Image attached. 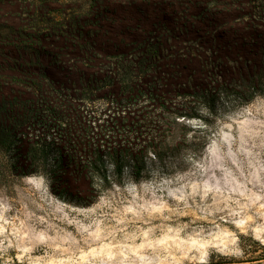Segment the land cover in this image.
<instances>
[{
    "label": "rangeland",
    "instance_id": "rangeland-1",
    "mask_svg": "<svg viewBox=\"0 0 264 264\" xmlns=\"http://www.w3.org/2000/svg\"><path fill=\"white\" fill-rule=\"evenodd\" d=\"M262 22L264 0H0V264H264ZM148 43L188 88L185 142L52 181L48 99L91 120L115 94L84 79Z\"/></svg>",
    "mask_w": 264,
    "mask_h": 264
},
{
    "label": "trees",
    "instance_id": "trees-1",
    "mask_svg": "<svg viewBox=\"0 0 264 264\" xmlns=\"http://www.w3.org/2000/svg\"><path fill=\"white\" fill-rule=\"evenodd\" d=\"M262 27L264 22L256 28ZM145 48L150 55H126L123 60L114 61L105 72L97 69L92 72L91 79H84L81 86L85 93L95 94L104 90L115 94L110 103L90 116L91 120L85 119L83 114L72 120L73 101L48 99L46 111L51 118L44 125L47 131L54 132L53 138L61 150L59 166L62 167L61 171L52 173V181L74 187L80 182L85 190L93 189L96 176L101 182L108 180L103 161L106 147L116 155V170L121 169L120 155L126 152L133 160L135 172H138L143 167L147 150H153L154 157L160 159L165 150L185 142L183 132L190 129L185 119L192 113L184 102L176 100V96L179 92L188 93V88L179 86V76L161 74L167 70L162 68V64L167 62L159 57V53L155 54L159 47L148 43ZM175 59L177 61L170 59V63L176 62L177 66L181 60ZM177 71L176 68L171 72ZM106 77L107 82L104 81ZM124 77L127 81L121 86V78ZM98 83L101 84L98 86ZM124 104L129 105L126 107ZM175 130L176 136L173 134ZM165 132L170 133V137H166ZM178 133L180 136L177 137Z\"/></svg>",
    "mask_w": 264,
    "mask_h": 264
}]
</instances>
